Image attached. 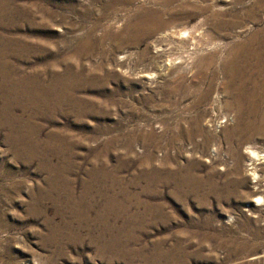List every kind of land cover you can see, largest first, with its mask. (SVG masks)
Returning <instances> with one entry per match:
<instances>
[{"label": "rangeland", "instance_id": "374dc122", "mask_svg": "<svg viewBox=\"0 0 264 264\" xmlns=\"http://www.w3.org/2000/svg\"><path fill=\"white\" fill-rule=\"evenodd\" d=\"M0 264H264V0H0Z\"/></svg>", "mask_w": 264, "mask_h": 264}]
</instances>
